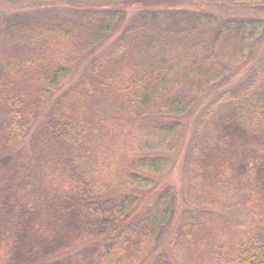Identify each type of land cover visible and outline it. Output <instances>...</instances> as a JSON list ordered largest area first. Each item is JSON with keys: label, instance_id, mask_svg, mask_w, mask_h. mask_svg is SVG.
<instances>
[{"label": "trees", "instance_id": "16d2710c", "mask_svg": "<svg viewBox=\"0 0 264 264\" xmlns=\"http://www.w3.org/2000/svg\"><path fill=\"white\" fill-rule=\"evenodd\" d=\"M0 8V264H264V0Z\"/></svg>", "mask_w": 264, "mask_h": 264}, {"label": "rangeland", "instance_id": "374dc122", "mask_svg": "<svg viewBox=\"0 0 264 264\" xmlns=\"http://www.w3.org/2000/svg\"><path fill=\"white\" fill-rule=\"evenodd\" d=\"M0 11H1V8H0ZM128 12H129L128 13V17L130 16V18H131L132 15L134 13H136V9H134V10L129 9ZM205 42H206V39H205ZM231 42H232V40H231ZM68 55H69V53H67V56ZM228 84H229V82L226 83V82L222 81L220 84H217V86L215 85L217 87L216 90L218 89V87L221 88V89H224V88L226 89L228 87ZM165 173H168V171H166ZM165 173H163V174H165ZM170 177L171 178L168 179L169 181H172L173 183L177 184L178 186L183 185L182 179L180 178V175H178L177 173L175 175L170 176ZM54 182H55V180H54V174L51 173V177H50V180H49V184L51 185ZM243 209H244V206L243 205H241L239 207H236V208L226 209V212L229 214L227 216L229 218L233 219V220H235L237 218V220H239L240 223H245L244 220H241V217L242 216L245 217V213L248 210L245 209L246 210L245 211ZM7 219H8V213L7 212L0 214V232L3 233L2 236L0 237V245L3 244V242H5L4 239H8L9 227H8V225L6 223L7 222ZM248 222H249V220H248ZM248 222H246V223H248Z\"/></svg>", "mask_w": 264, "mask_h": 264}]
</instances>
